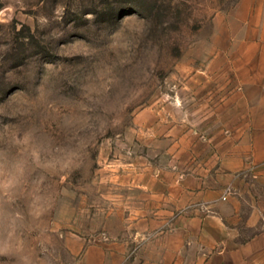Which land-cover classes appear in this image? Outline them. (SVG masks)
Segmentation results:
<instances>
[{"label": "rangeland", "instance_id": "rangeland-1", "mask_svg": "<svg viewBox=\"0 0 264 264\" xmlns=\"http://www.w3.org/2000/svg\"><path fill=\"white\" fill-rule=\"evenodd\" d=\"M238 1L0 0V264H145L153 180L241 135Z\"/></svg>", "mask_w": 264, "mask_h": 264}, {"label": "crops", "instance_id": "crops-1", "mask_svg": "<svg viewBox=\"0 0 264 264\" xmlns=\"http://www.w3.org/2000/svg\"><path fill=\"white\" fill-rule=\"evenodd\" d=\"M228 20L221 51L242 87L241 135L218 145L214 167L153 180L152 217L139 222L145 264H264V0H239Z\"/></svg>", "mask_w": 264, "mask_h": 264}, {"label": "built area", "instance_id": "built-area-1", "mask_svg": "<svg viewBox=\"0 0 264 264\" xmlns=\"http://www.w3.org/2000/svg\"><path fill=\"white\" fill-rule=\"evenodd\" d=\"M225 199V198H224Z\"/></svg>", "mask_w": 264, "mask_h": 264}]
</instances>
